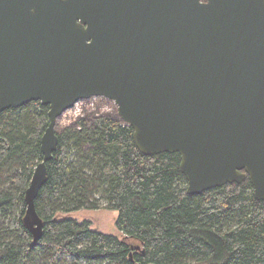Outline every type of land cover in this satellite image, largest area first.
<instances>
[{
	"label": "water",
	"instance_id": "water-1",
	"mask_svg": "<svg viewBox=\"0 0 264 264\" xmlns=\"http://www.w3.org/2000/svg\"><path fill=\"white\" fill-rule=\"evenodd\" d=\"M94 96L143 154H180L188 193L249 177L264 200V0H0V112L49 106L25 193L35 239L58 118Z\"/></svg>",
	"mask_w": 264,
	"mask_h": 264
},
{
	"label": "trees",
	"instance_id": "trees-1",
	"mask_svg": "<svg viewBox=\"0 0 264 264\" xmlns=\"http://www.w3.org/2000/svg\"><path fill=\"white\" fill-rule=\"evenodd\" d=\"M48 111L31 101L0 112V264H264V200L249 177L190 194L179 153L143 154L132 126L107 114L56 130L35 239L25 193ZM81 209L117 210L122 236L61 218Z\"/></svg>",
	"mask_w": 264,
	"mask_h": 264
},
{
	"label": "rangeland",
	"instance_id": "rangeland-1",
	"mask_svg": "<svg viewBox=\"0 0 264 264\" xmlns=\"http://www.w3.org/2000/svg\"><path fill=\"white\" fill-rule=\"evenodd\" d=\"M102 96H94L87 100H80L73 108L66 110L59 118L56 124V130L60 132L64 127L74 125L82 118L91 119L94 116L107 114L114 118L120 119L117 112L116 103ZM72 214V215H71ZM69 215H61L65 217L72 216L78 221H90L91 229L110 234L122 236L121 231L116 226L118 218L117 210L108 209H81L72 212Z\"/></svg>",
	"mask_w": 264,
	"mask_h": 264
},
{
	"label": "built area",
	"instance_id": "built-area-1",
	"mask_svg": "<svg viewBox=\"0 0 264 264\" xmlns=\"http://www.w3.org/2000/svg\"><path fill=\"white\" fill-rule=\"evenodd\" d=\"M102 98V97H101ZM90 99V98H89ZM84 100H87V99H83L82 101H84ZM80 101V100H79ZM79 101H78V103H79ZM78 103H76V104H78Z\"/></svg>",
	"mask_w": 264,
	"mask_h": 264
}]
</instances>
